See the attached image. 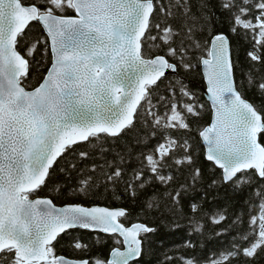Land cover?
Here are the masks:
<instances>
[{
	"label": "snow or ice",
	"instance_id": "snow-or-ice-1",
	"mask_svg": "<svg viewBox=\"0 0 264 264\" xmlns=\"http://www.w3.org/2000/svg\"><path fill=\"white\" fill-rule=\"evenodd\" d=\"M262 259L264 0H0V264Z\"/></svg>",
	"mask_w": 264,
	"mask_h": 264
},
{
	"label": "trees",
	"instance_id": "trees-1",
	"mask_svg": "<svg viewBox=\"0 0 264 264\" xmlns=\"http://www.w3.org/2000/svg\"><path fill=\"white\" fill-rule=\"evenodd\" d=\"M215 195V193H211L209 195V200H211L212 196ZM224 195L223 190H221V196ZM213 231V229L209 228L208 232ZM154 247H157L160 251H163V248H160L159 246L162 244L164 247H169L173 245L176 242H179V235H171L169 234V230L165 228H161L159 234L154 237ZM209 247H212V243L209 242ZM147 259V258H146ZM253 264H257V262H253ZM258 264H264V259L260 260Z\"/></svg>",
	"mask_w": 264,
	"mask_h": 264
}]
</instances>
